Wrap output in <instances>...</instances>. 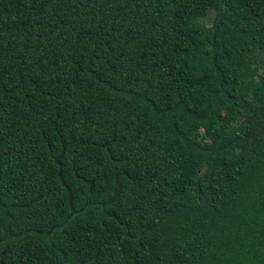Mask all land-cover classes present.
<instances>
[{
	"label": "trees",
	"instance_id": "obj_1",
	"mask_svg": "<svg viewBox=\"0 0 264 264\" xmlns=\"http://www.w3.org/2000/svg\"><path fill=\"white\" fill-rule=\"evenodd\" d=\"M0 264H264V0H0Z\"/></svg>",
	"mask_w": 264,
	"mask_h": 264
},
{
	"label": "rangeland",
	"instance_id": "obj_2",
	"mask_svg": "<svg viewBox=\"0 0 264 264\" xmlns=\"http://www.w3.org/2000/svg\"><path fill=\"white\" fill-rule=\"evenodd\" d=\"M197 15L199 21L204 22L206 25H208L207 19L211 17L210 15H205V12L201 9L197 10Z\"/></svg>",
	"mask_w": 264,
	"mask_h": 264
}]
</instances>
